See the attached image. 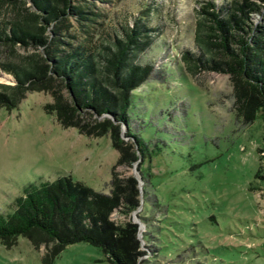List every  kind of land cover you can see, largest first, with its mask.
Instances as JSON below:
<instances>
[{"label": "rangeland", "instance_id": "obj_1", "mask_svg": "<svg viewBox=\"0 0 264 264\" xmlns=\"http://www.w3.org/2000/svg\"><path fill=\"white\" fill-rule=\"evenodd\" d=\"M205 1L71 0L93 19L68 12L64 40L87 38L100 48L149 10V46L137 61L151 64L153 73L132 92L128 107L129 126L146 144L144 157L112 169L118 153L108 134L62 127L43 108L51 96L26 91L14 106L0 105V211L38 179L68 175L109 193L113 176H133L136 207H118L110 216L135 226V264H264V120L259 113L251 121L235 114L229 74L201 66L189 71L181 57L186 48L197 51ZM251 1L260 10L250 19L264 23V1ZM9 16L0 11V20ZM25 52L0 43V63ZM13 83L0 68V84ZM45 248L19 235L10 248L0 243V264H109L89 242L68 244L49 263L42 260Z\"/></svg>", "mask_w": 264, "mask_h": 264}, {"label": "trees", "instance_id": "obj_2", "mask_svg": "<svg viewBox=\"0 0 264 264\" xmlns=\"http://www.w3.org/2000/svg\"><path fill=\"white\" fill-rule=\"evenodd\" d=\"M28 1L0 0V11L10 14L0 20V43L26 50L16 54V60L0 63L15 82L0 84V105L9 108L26 91L42 90L52 98L43 108L59 125L86 136L109 135L118 153L112 169L143 158L146 144L129 126L128 107L132 92L153 73L151 64L137 61L138 53L149 46V10L100 48L87 38L78 43L64 40L68 12L93 19L71 0ZM229 5L205 1L196 23L197 51L186 48L181 57L189 71L201 66L229 74L235 114L251 121L259 113L264 120V23L250 19L260 7L251 0H231ZM135 183L133 176L115 175L109 193L68 175L24 184L7 210L0 211V243L10 248L19 235L35 246L44 243L42 260L49 263L65 246L81 240L99 246L109 264H135V226L117 224L110 216L118 207L121 212L136 207Z\"/></svg>", "mask_w": 264, "mask_h": 264}, {"label": "water", "instance_id": "obj_3", "mask_svg": "<svg viewBox=\"0 0 264 264\" xmlns=\"http://www.w3.org/2000/svg\"><path fill=\"white\" fill-rule=\"evenodd\" d=\"M3 76H6L5 74H2Z\"/></svg>", "mask_w": 264, "mask_h": 264}]
</instances>
